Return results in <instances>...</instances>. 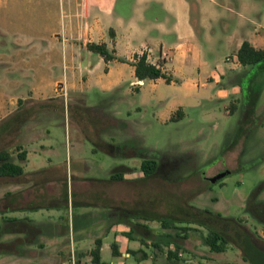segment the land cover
Here are the masks:
<instances>
[{
	"label": "rangeland",
	"instance_id": "obj_1",
	"mask_svg": "<svg viewBox=\"0 0 264 264\" xmlns=\"http://www.w3.org/2000/svg\"><path fill=\"white\" fill-rule=\"evenodd\" d=\"M57 2L29 0L27 5L54 12ZM229 67L217 84L199 88L159 82L137 92L128 89L127 81L111 92L90 89L46 102L26 99L16 113L1 119L0 129L3 121L20 124L0 134V148L6 147L16 163L25 165L18 158L21 150L31 157L24 175L0 179V225L3 217L13 216L21 222L7 226L25 232L0 235V264L39 256L53 261L55 255L43 254L44 247H56L61 251L56 256L72 264L73 232L105 233L108 209L122 203L125 214L109 218L137 222L132 232L137 264L168 263L166 251L174 243L180 246L177 264H249L235 246L214 252L201 240L211 228L233 236V221H238L264 249V218L256 216L260 210L264 215V67ZM230 86H238L237 91L225 99L216 96L219 88ZM176 103L183 105V115L170 120L167 112ZM105 143H127V154L137 150V156L111 155ZM144 157L159 163L150 177L140 170ZM119 165L126 166L124 178L111 180L112 173L122 174L115 168ZM221 171L227 173L211 182ZM170 218L200 224L163 227L159 219ZM187 226L197 230L181 229ZM115 260L109 250L102 252L104 264Z\"/></svg>",
	"mask_w": 264,
	"mask_h": 264
},
{
	"label": "crops",
	"instance_id": "obj_2",
	"mask_svg": "<svg viewBox=\"0 0 264 264\" xmlns=\"http://www.w3.org/2000/svg\"><path fill=\"white\" fill-rule=\"evenodd\" d=\"M28 2L0 0V120L19 110L26 99L46 102L90 89L111 92L127 81L128 89L137 92L146 83H166L163 78L137 80L135 54L146 53L148 62L169 75L172 81L166 84L199 88L217 84L229 66H241L236 53L244 41L264 48V0H58L54 12L39 6L30 9ZM87 43H103L115 58L105 62L86 48ZM196 77L204 80H192ZM237 89L222 87L216 96L225 99ZM182 106L176 103L168 119ZM30 157L26 152L25 165ZM20 165L24 175L28 171ZM122 204L108 209L105 233L72 231V264H94L95 244L89 243L95 239L101 240L99 264H104L103 251L114 256L112 244L118 255L109 264H137V235L132 234L137 225L133 229L124 219L109 218L125 214ZM109 235L112 239L106 242ZM44 248L43 254L55 255L53 261L39 256L22 264L69 263L56 256L61 254L56 247Z\"/></svg>",
	"mask_w": 264,
	"mask_h": 264
},
{
	"label": "trees",
	"instance_id": "obj_3",
	"mask_svg": "<svg viewBox=\"0 0 264 264\" xmlns=\"http://www.w3.org/2000/svg\"><path fill=\"white\" fill-rule=\"evenodd\" d=\"M86 48L92 52H95L101 55L103 59L105 60V62H108L109 60H112L115 58L113 53L109 51L103 43L101 44L87 43ZM236 56L241 66L257 67V68L264 67V48H255L247 41H244L241 44L240 48L238 49L236 53ZM132 64L134 66L135 77L139 81H143L146 79L154 80L157 78H163L166 81V83H170L172 81V78L169 75L165 74L160 69V67H157L154 64L147 61L146 53L135 54L133 57ZM175 114L177 116L176 117L171 116L170 120L181 118V116L183 115L180 109L176 110ZM20 115L21 114L18 115V118ZM9 117H7V119ZM14 123L20 124V121H3L1 123L0 134L2 132L7 131L9 127L12 126V124ZM104 147H105V150L111 155H122L125 157L137 156V150L134 151L136 153L135 155L127 154L129 149H126V148L130 147L127 143H121V144L105 143ZM140 154H145V151H142ZM25 155H26V152L21 150L18 154V158L21 160L22 159L24 160ZM11 157H12L11 153L6 147L0 148V179L20 177L23 175L22 165H20V163L14 162ZM158 167H159L158 161L150 157L142 158L141 163H140V170L143 173L144 177H150L154 175ZM115 168H121L123 172L122 174L120 172L112 173L110 175V179L111 180L123 179V174L126 173L125 171L126 166L119 165ZM216 216H219V218H222L221 215H216ZM256 216L259 220H262V218H264V215L261 210L259 214H257ZM176 219L175 218H170L168 220L159 219V221L161 222L163 227H169L170 225H174L175 222H185L186 224L196 223L194 220L181 221L179 219L178 220ZM3 220L5 221V224L0 225V235L5 232H9L15 229L21 230L17 228L13 229L10 225L7 226V223H10V224L16 223V222L20 223L21 219H16L12 217H3ZM233 223H235V225L237 226V231L235 232L233 236L231 237L228 236L223 230L211 228L209 229L208 234L201 235L202 244L207 246L211 251H214V252H223L226 249V245L231 244L235 246L238 250H240L241 256L244 261L248 262L249 264H264V249L255 243L251 235V232L247 229L246 226L241 225L238 221H233ZM196 224H200V223L197 222ZM136 225H137V222L134 223L131 227L134 229ZM181 229L184 231L191 230V229L197 230L189 226L182 227ZM94 244H95V247L91 250V260H92V263L99 264L101 240L95 239ZM111 247H112V254L114 256L118 255L115 244H112ZM179 250H180V246L177 243H174L173 249H170L169 247V249L166 251L167 260L177 261ZM31 264H35V263H31ZM220 264H227V263H220Z\"/></svg>",
	"mask_w": 264,
	"mask_h": 264
},
{
	"label": "water",
	"instance_id": "obj_4",
	"mask_svg": "<svg viewBox=\"0 0 264 264\" xmlns=\"http://www.w3.org/2000/svg\"><path fill=\"white\" fill-rule=\"evenodd\" d=\"M227 173V171H221L218 174L214 175L211 178V182H215L217 179H220L221 177H223L225 174Z\"/></svg>",
	"mask_w": 264,
	"mask_h": 264
}]
</instances>
